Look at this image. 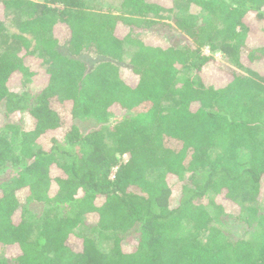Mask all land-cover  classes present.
I'll return each instance as SVG.
<instances>
[{"label":"trees","instance_id":"1","mask_svg":"<svg viewBox=\"0 0 264 264\" xmlns=\"http://www.w3.org/2000/svg\"><path fill=\"white\" fill-rule=\"evenodd\" d=\"M108 1L0 3V264H264V0Z\"/></svg>","mask_w":264,"mask_h":264},{"label":"rangeland","instance_id":"2","mask_svg":"<svg viewBox=\"0 0 264 264\" xmlns=\"http://www.w3.org/2000/svg\"><path fill=\"white\" fill-rule=\"evenodd\" d=\"M1 1L2 0H0V3H1ZM108 3L111 5L112 4L111 3V0L108 1ZM14 18H15L14 16L12 17V15H10V16L8 15V18H7L6 22H5V27L7 28V30L10 33H16V31H17L15 29L14 25H13V19ZM182 42H185V40L182 41ZM186 43H188V42L186 41ZM203 53H204V55H208L209 54L207 49H204L203 50ZM88 57H89V61L90 62H95L97 60V57H95V56H92V55L90 56L89 55ZM214 61L219 66H224L226 64L223 56H221L219 53L216 54V55H214ZM259 67L261 68V72H264V65L263 66H259ZM182 75H184V74H182ZM190 75H194V73H190ZM204 79L207 80V81H209V80H216V73L214 71L208 70L206 72V76H204ZM26 87H29V85H26ZM26 87L23 88L22 85L17 84V88H18L19 92H25V90L27 89ZM255 206L257 208H259L261 211L264 212V201H261V202L256 203ZM231 229L232 230H235L234 227L232 228V225L228 228V231H231ZM8 253L9 252L7 251L6 248H4L2 246L0 247V255H1V257L7 256Z\"/></svg>","mask_w":264,"mask_h":264}]
</instances>
